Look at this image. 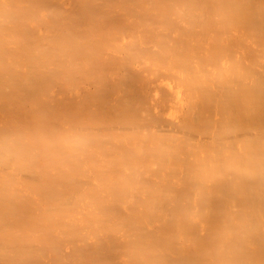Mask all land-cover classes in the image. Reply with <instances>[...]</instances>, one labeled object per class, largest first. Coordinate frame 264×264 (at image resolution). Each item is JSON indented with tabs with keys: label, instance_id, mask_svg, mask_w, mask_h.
<instances>
[{
	"label": "bare ground",
	"instance_id": "1",
	"mask_svg": "<svg viewBox=\"0 0 264 264\" xmlns=\"http://www.w3.org/2000/svg\"><path fill=\"white\" fill-rule=\"evenodd\" d=\"M65 1L0 0V264H68L71 258L58 259L74 244L85 255L93 246L86 250L101 254L102 264H264V0H103L123 28L111 26L114 17L109 25L104 3L95 10L94 0H71L88 12L72 21L80 8L65 17ZM201 16L207 23L194 20ZM133 17L137 32L128 27ZM43 22L56 26L55 39L52 28L43 30L46 40L38 36ZM205 29L227 34L231 51L218 44L214 52L211 43L214 59L209 49L181 40L187 32L206 39ZM136 37L154 45L155 55L145 49L134 59L150 75L140 86L136 75L129 81V69L131 85L121 78L112 95L99 94L108 70L104 63L96 69L104 70L101 79L95 68L87 72L102 58L92 46L110 44L120 53ZM202 51L204 61L196 55ZM193 58L212 63L213 74ZM88 74L99 75L98 89L72 103V89L88 83ZM154 74L172 79L174 107L166 89L149 88ZM53 88L71 92V102L64 98L70 104H46ZM135 94L145 100L136 102ZM125 237L126 246L117 247ZM94 254L76 253L87 261Z\"/></svg>",
	"mask_w": 264,
	"mask_h": 264
},
{
	"label": "rangeland",
	"instance_id": "2",
	"mask_svg": "<svg viewBox=\"0 0 264 264\" xmlns=\"http://www.w3.org/2000/svg\"><path fill=\"white\" fill-rule=\"evenodd\" d=\"M92 1H93V0H92ZM94 1H95V0H94ZM94 1H93V3H94L93 8L96 10V9H98V8L100 7V10H101V9L103 8V6H99V7H98L96 4L99 3V4L103 5V3H104V5H105V2L107 3V2H109L110 0H107V1L105 0V2H104L103 0H98V2H96L97 0H96L95 2H94ZM112 1H114V0H112ZM90 2H91V1H90ZM102 2H103V3H102ZM65 3H66L65 6H66L67 4H68L67 6H69V7L66 6V8H69V9H64V11H67V12H65V14H66L65 17H66L67 15H69L70 11H71V12L73 11L72 13H74V12H75V13H77V12L79 13L78 9L81 7V5H80L79 3H74L75 5L77 4V5H76L77 7H76V6H71V5H69V4L71 3V0H68V3H67V0H66ZM93 3H92V5H93ZM109 3H110V2H109ZM116 3H118V2H116ZM198 3H199V5H201L199 1H198ZM71 4H73V3H71ZM114 4H115V3H114ZM78 5H80V7H79ZM70 6H71V7H70ZM106 6H107V5L104 6V8H103V10H102L101 12H103V11L106 10V11H105V16L109 14V17H110V18L107 17V16H106V18H105V19H106V22H107V20H108L107 23H109L110 20L113 21L114 18H115V8H114V13H112V12H108V13H106V12H107V8H105ZM115 6H116V4H115ZM201 6H202V5H201ZM75 7L78 8V9L76 10ZM96 7H97V8H96ZM73 9H74V10H73ZM112 9H113V8H111L110 10H112ZM197 9H199V8H197ZM68 10H70V11H68ZM75 10H76L77 12H76ZM79 10L81 11V12L79 13V15L76 14L75 16L73 15V17H71V20H72V21H73V18L76 17V16H78V17H81V16H86V17H88V16H87V13H88V12H87V10H86L87 13H85V8L82 7V8H80ZM82 10H83V11H82ZM100 10H98V11H100ZM200 10H201L202 14H206V12L203 11V7H202V8L200 7L199 11H200ZM199 11H198V12H199ZM72 13H71V14H72ZM80 14H81V16H80ZM82 14H84V15H82ZM101 14H102V13H101ZM110 14H111V15L113 14L114 16H113V15L110 16ZM117 14H118V13H117ZM102 15H104V14H102ZM127 15H128V14H127ZM200 15H201V13H200ZM70 16H72V15H70ZM204 16H205V15H204ZM86 17H83V18L86 19ZM111 17H112V18H111ZM113 17H114V18H113ZM116 17H117V16H116ZM206 17H207V16H206ZM206 17H205V18H206ZM83 18H81V20H78V21H81L80 25H81V24L83 23V21H84ZM120 18H121V17H120ZM134 18H135V17H133L132 19L134 20ZM197 18H198V17H197ZM200 18H201V19H200ZM200 18L196 19V17H195L194 20H199V22H200V20H201V21H204V22L206 21L205 18H204L205 20H204V19L202 20V18H203L202 16H201ZM65 19H66V20H65ZM65 19H64L65 21L68 20V18H65ZM76 19H77V18H75V20H76ZM87 19H88V18H87ZM87 19H86V20H87ZM112 19H113V20H112ZM116 19H118L117 22L115 21ZM130 19H131V18H130ZM64 20H63V21H64ZM71 20H69L70 22H66L67 24H66L65 22H63L62 24H63V25H68V24L71 23ZM115 20H114V22H116L117 24H114V25H113V23H112V25H111V22H110L109 25H111V26H113V27L116 25V26L119 27V28H120V26L122 27V25H123V27H124L123 21H122L121 19H119V18H115ZM119 20H120V22H119ZM78 21L76 20V21H74V22H75L76 24H79ZM74 22H73V23H74ZM84 22L87 23V21H84ZM118 22H119V23H118ZM135 22H137V21H136V18H135L134 22H132V23L129 24L130 26H128V27H131L132 25H135V26H134V28H135V27H136V24H137V23H135ZM49 23H50V22H49ZM49 23H48V22L40 23V24L38 25V29H37L38 32H36V33H37V34L39 33L38 36H42V37H44V35H46L47 33H46V31H43V30H44L45 28H47V29H45V30H50V28H52L51 30H52V31L54 30V33H55V34H53V32L51 33V30H50V32H48V31H47V32H48L49 34L51 33V34H50V35H52V38H51V39H55V37L57 36V35H56V32H57V31H56V29H55L56 26H54V28H53V25H52V27H50L51 23H50V24H49ZM75 23H74V24H75ZM86 23H83L82 26L85 27V24H86ZM107 23H106V24H107ZM121 23H122V24H121ZM206 23H207V21H206ZM206 23H205V24H206ZM58 24H59V23H58ZM118 24H119V25H118ZM42 25H43V27L40 28ZM59 25H60V24H59ZM186 25L189 26L188 23H187ZM72 26H73V25H72ZM74 26H75V25H74ZM76 26H77V25H76ZM107 26H108V24H107ZM111 26H108V28H109V29H112ZM204 26H206V25H204ZM204 26H203V27H204ZM48 27H49V28H48ZM88 27H89V26H88ZM123 27H122V28H123ZM137 27H138V26H137ZM137 27H136V28H137ZM206 27H208V24H207ZM206 27H205V28H206ZM131 28L133 29V26H132ZM136 28H135V29H136ZM206 29H207V28H206ZM206 29H205V32H206ZM138 30H139V27L137 28L136 32H137ZM208 30H209V31L206 32L207 34L204 32V34H206V39H203V38H205V37H203V36H205V35H203V34H202L203 36L201 35L203 38H201V36H199V37H200V38H199V37H197V36H195V37H193V36H191V35L189 36V34H188V32H187V34H186V33H185V34H186L187 36H189V37L185 36V34H184L183 36H185V38H181V40L183 41V39H184V40L186 39V40L188 41L187 44H186V45H187V48L191 45V46H194V47H197V48L200 46V49H201V47H205V49L203 48L204 51L207 50V49H209V50H207L208 52L205 51V54H206V53H211L210 50H211L212 47L209 48L211 43L214 44V45H212V46L215 47V48H214V52H215V50L217 49L218 44H219V46H220V49H222V50L224 49L222 52H225V51H226V52H227V51H231L230 49H227V48H228V46L230 47V45L233 43V41H228V40L226 41V40H225L226 37H227V34H223V33L221 32V34H223V36H222L223 38H222L221 35H220V31H219V30H218V32H219L218 35H217V32H214V30H211V29H208ZM210 30H211V32H210ZM41 31L44 32L43 35L41 34V33H42ZM132 31H133V30H132ZM180 31H181V30H180ZM134 32H135V30H134ZM208 32H210V34H209ZM40 34H41V35H40ZM57 34H58V32H57ZM173 34H176V33L173 31ZM208 34H209V36H208ZM215 34H216L217 37H219V35H220L221 38H220V37H219V38H220L223 42H222V41H221V42H220V41H219V42H215V41H216L215 38H214V37H215V36H214ZM35 35H36V34H35ZM50 35H49V37H51ZM207 36H208V37H207ZM45 37H46V38H49L48 36H45ZM45 37H44V39H45ZM51 39H50V40H51ZM138 39H139L138 37H136L135 39H133V41H132V43H131L132 46H131V45H130L129 47L127 46V48H124V49L121 48V49H120V53L118 52V49H119V48H115V49H114V46H111V47H110V44H108L107 40H106V43H107L108 45H107V44H106V45H107L108 48H106L105 46H104V47H101V45L98 43L97 45H98V46L100 45V47H101V48L99 47L100 49H102V48H105V49H104L103 51L100 50V49L97 51L96 48H95V47H96V43H95V47H94V45H93L92 43H93V42H97L98 39H93V40L90 39V40L93 41V42H92L91 44H90V43H89V44H90L91 46L93 45L92 47H93V49H95L94 51H96V53H99L98 55H100L102 58L100 57V58H101V62H99L100 64L97 63L98 61H97V62H96V61L93 62L94 60H92V61L89 60V61H90L89 64H90V63H91V64H93V63L96 64V63H97L98 65H97V64H96V65H97L98 67L92 65V66H91L92 68H91V67H88V68H89V69H88L89 71H87V72H88V73H91V72L94 70L93 68H95V70L98 69V70L101 71V69H102L101 67H102V65H104V64L107 65V68H105V67L103 66V67H104V70H105V71L108 70V71H107L108 74H107V72H104V70H102V72H104V76H105V77L103 76L102 72L99 71V72L102 74V75H100V73L96 70V73H99V75H100V78H99V79H101L102 77H104V79L102 78V80H105V81L107 80V81H106V85L103 86V90H104V91H100V92H98L99 94H102V93H108V94H110V93H111V95H112V91H113V89H114V90H115V89H118V87L122 84V82H121V80H120L121 78H123L122 81H124V79H125V80L129 79V78H127V76H128L127 74H129V76H130L129 81H130V80H131V81L134 80L135 83H136L137 81H139L140 83L137 82V84H138V85L140 84V86L142 85V83H143L144 80L146 79L147 74L150 75V74H149V71H147V69L145 70V68L141 65L140 61H139V60L136 61V60H134V59H139V58L141 57V52H143L145 49H146V51H145V53H144L145 55H155V54H153L154 52L151 51L154 45H153V43H150V42H149L150 44H149V43L146 44L147 42H144V39H145V38L142 40L144 43H142V41H141V40H138ZM171 39H172V40H171ZM171 39H170V38H167L168 42L172 41V43H173L174 37H171ZM179 39H180V38H179ZM194 39H195V40H194ZM199 39H203L204 41H203V40H202V41H198ZM45 40H46V39H45ZM147 40H149V39L146 38L145 41H147ZM177 40H178V39H177ZM190 40H191V41H190ZM193 40H194V41H193ZM217 40H219V39L217 38ZM224 40H225L226 42H225ZM91 41H90V42H91ZM104 41H105V40H103V42H104ZM136 41H139V42L141 41V43L137 42L138 45H139V44H140V45L142 44L141 47H140V45L138 46V45L136 44ZM149 41H151V40H149ZM174 41H175V40H174ZM182 41H180V43H181ZM189 41H190L191 44L188 46ZM197 41H198V43L196 44ZM207 41H208V42H207ZM99 42H100V41H99ZM101 42H102V41H101ZM134 42H135V43H134ZM205 42H207V43H205ZM170 43H171V42H170ZM177 43H178V41H177ZM180 43H178V44L180 45ZM182 43H183V42H182ZM182 43H181V44H182ZM193 43H195V44H193ZM101 44H103V43H101ZM174 44H175V43H174ZM178 44H177V45H178ZM183 44L185 45V43H183ZM183 44H182V46H183V48H184V45H183ZM203 44H205V45H203ZM229 44H230V45H229ZM179 45H178V46H179ZM186 45H185V46H186ZM223 45H224V46H223ZM98 46H97V47H98ZM102 46H103V45H102ZM142 46H143V47H142ZM180 46H181V45H180ZM219 46H218V48H219ZM222 46H223V47H222ZM133 47H134V48H133ZM145 47L150 48L149 51L147 50L148 48H145ZM231 47H233V46H231ZM130 48H131V49H130ZM140 48H141V49H140ZM143 48H144V49H143ZM237 48H238V47H237ZM107 49H108V50H107ZM125 49H126V51H125ZM128 49H130V50L133 49L132 53H131V51L128 52ZM134 49H135V50H134ZM177 49L180 50L179 47H178ZM177 49H176L175 51H177ZM184 49H185V48H184ZM192 49H193V51H195L194 48H192ZM200 49H199V50H200ZM239 49H240V48H239ZM139 50H141V51H139ZM181 50H182V49H181ZM181 50L178 51V52L181 53ZM185 50H186V49H185ZM188 50H189V49H188ZM190 50H191V49H190ZM196 50H198V49H196ZM201 50H202V49H201ZM100 51H101V52H100ZM134 51H135V53H134ZM175 51H174V52H175ZM191 51H192V50H191ZM191 51H190V53H191ZM193 51H192V52H193ZM204 51H202L203 53H202V52H201V53H196V55H199V56H200V55L202 54V56H203V55H204ZM218 51H219V50H218ZM117 52H118V53H117ZM122 52H123V53H122ZM149 52H152V53H149ZM174 52H173L172 55L170 56L171 58L175 57V56H173ZM178 52H176V54H178ZM182 52H184V50H183ZM186 52H187V50H186ZM186 52H184V53L186 54ZM188 52H189V51H188ZM199 52H200V51H199ZM212 52H213V49H212ZM220 52H221V51H220ZM220 52H219V54H220ZM100 53H101L102 55H101ZM128 53H130V55L132 56V58L130 57V55H128ZM73 54H75V53H72V55H73ZM125 54H126V55H125ZM144 54H143V55H144ZM182 54H183V53H182ZM182 54H181V55L178 54V55L180 56V58H181V57H182V58L184 57ZM185 54H184V55H185ZM187 54H189V53H187ZM191 54H192V53H191ZM191 54H190V55H191ZM193 54H194V52H193ZM211 54H213V53H211ZM214 54H215V53H214ZM214 54H213L214 57L218 55L217 53H216L217 55H214ZM224 54H225V55H224ZM98 55L95 56V59H96V60H97L96 57H97ZM143 55H142V56H143ZM207 55H209V54H207ZM207 55L205 56V58L207 57ZM223 55H224L225 57H226V56L228 57V55H227L226 53H223ZM246 55H247V54H246ZM246 55H245V56H246ZM70 56H71V54H70ZM115 56H116V57H115ZM176 56H177V55H176ZM179 56H177V57H179ZM202 56H200V57H202ZM211 56H212V55H211ZM219 56H220V55H219ZM224 56H222V57H224ZM245 56H244V57H245ZM109 57H112L113 62H112V60H111V62H109L110 59H111V58L109 59ZM117 57H118V58H117ZM157 57H158V54H157ZM159 57H160V55H159ZM185 57H186V59H187L188 56L185 55ZM190 57H191V56H190ZM190 57L188 58V59H189L188 62H190V60H192V58H190ZM193 57H195V56H193ZM220 57H221V56H220ZM227 57H226V58H227ZM100 58L98 57V60H99ZM113 58H114V59H113ZM182 58H181V60H182ZM208 58H210V57L208 56ZM216 58H217V57H215L214 59H216ZM218 58H219V57H218ZM108 59H109V60H108ZM115 59H116V60L119 59L120 61L118 60V62H117ZM124 59H125V60H124ZM126 59H127V60H126ZM131 59H132V60H131ZM186 59H183L182 61L185 60V62H186V61H187ZM193 59H195V58H193ZM200 59H202V60L204 61V56H203L202 58H200ZM214 59H213V60H214ZM219 59H222V58H219ZM123 60H124V61H123ZM195 60H196V59H195ZM206 60H207V59H206ZM206 60H205V61H206ZM208 60H209V59H208ZM224 60H225V58H224ZM58 61H60V63H61V62L63 63V60H61V59H59ZM66 61H67V60H66ZM130 61H131V62H130ZM132 61H133V62H132ZM196 61H198L199 63H201V66H200V67H201V70L204 69L205 72H209L208 74H210V73L213 74V72H211V66H212L211 64H212V63H211V64L208 63L209 66L207 65L208 67H206V65H205V66L202 65V64H204L203 61H202L203 63H202L201 60H199V59H197ZM209 61H210V60H209ZM64 62H65V61H64ZM92 62H93V63H92ZM108 62H109L110 64H109ZM120 62H121V63H120ZM135 62H137V63H135ZM207 62H208V61H207ZM210 62H214V64H216V63H215L216 61H212V60H211ZM103 63H104V64H103ZM111 63H112V64H111ZM134 63H135V64H134ZM186 63H187V62H186ZM65 64H67V63H65ZM108 64H109V65H108ZM115 64H117V65H115ZM118 64H119V65H118ZM123 64H125V66H124ZM131 64H132V65H131ZM214 64H213V65H214ZM106 65H105V66H106ZM110 65H111V68L108 67V66H110ZM122 65H123V66H122ZM135 65H136V66H135ZM138 65H139V66H138ZM87 66H88V64L86 65V67H87ZM93 66H94V67H93ZM113 66H114V67H113ZM121 66L123 67V69H122ZM133 66H134V67H133ZM86 67H85V68H86ZM96 67H97V68H96ZM135 67H136V68H135ZM140 67H141V68H140ZM100 68H101V69H100ZM114 68H115V69H114ZM120 68H121V69H120ZM213 68H216V67H213ZM213 68H212V70H213ZM91 69H92V70H91ZM111 69H113V70H111ZM129 69H130V70H129ZM208 69H210V71H209ZM110 70L113 71L114 73L111 72ZM115 70H116V71H115ZM117 70H118V71H117ZM120 70H121V71H120ZM127 70H129L128 73L125 72V71H127ZM119 71H120V72H119ZM81 72H82V71H81ZM83 72H84V71H83ZM83 72L81 73V75L83 74ZM109 72H110V73H109ZM92 73H95V72L93 71ZM111 73H112V75H111ZM125 73H127V74H125ZM221 73H223V71H222ZM85 74H87V73H85ZM85 74H83V75H85ZM105 74H106V75H105ZM114 74H115V75H114ZM117 74H118V75H117ZM88 75H89V77H85V78H86L85 80H87V81H89V82L86 83V81L84 80L85 82H83V83L86 85V86H85V85H84V86L82 85L84 88H83L82 86H81L82 88H81V87L77 88L78 90H77L76 88H74V89H76V92H75V90L73 91V89H72L71 92L74 94V95L72 94V97H75V98H73V99L71 98V99H72V103H74L73 101H75L76 104H78L79 101L84 100V99L86 100V98H88V97H89L88 95L90 94V93L88 94V91L90 92V91L93 90L96 86H98V85H96L97 82L94 83V81H96V79H98L97 77H99V75H96V74H95V75H96V79H93V78H95V76L93 77L94 74H92V75H91V74H88ZM107 75H108V76H107ZM123 75H126V76H123ZM135 75H136V76H135ZM225 75H227V72H226V71H225ZM90 76H91V77H90ZM101 76H102V77H101ZM121 76H122V77H121ZM133 76L136 77L137 81H136V79H135ZM209 76H210V75H209ZM212 76H213V75H212ZM212 76H210V78H209V77H207V78H208V79H211ZM223 76H224V73H223ZM109 77H110V78H109ZM124 77H126V78H124ZM131 77L134 78V79H132ZM151 77H152V79H151L152 82H151V83H152L153 85L150 86L149 88L156 89V90L154 91L155 94H156L157 92H159L161 89H166V90H167V93L170 94V95H172L173 98H174V99H173L170 95H168V96H170V99L172 100L173 107H174V106L177 104V99L175 98V92H173V91L171 90V87H172V86L169 84V81L172 80V79H171V78H168V80L162 79V78H161V75L159 76L158 74H157V75L154 74V75H152ZM224 77H225V76H224ZM87 78H92V80H91V79H87ZM106 78H107V79H106ZM115 78H116V79H115ZM117 78H118V79H117ZM212 78H213V77H212ZM99 79H98V81H99ZM114 79H115V80H114ZM221 79H222V78H221ZM109 80H110V81H109ZM117 80H118V81H117ZM127 81H128V80H127ZM129 81H128L127 83H129V85H131V83H130ZM92 82H93V83H92ZM113 82H114V83H113ZM115 82H116V83H115ZM120 82H121V83H120ZM124 82H126V81H124ZM89 83H90V84H89ZM118 83H119V85H118ZM88 84H89V86H88ZM91 84H92V85H91ZM93 84L95 85V87L93 86ZM97 84H98V83H97ZM116 84L118 85L117 88H116V86H115ZM123 84H124V86H125V83H123ZM135 85H136V84H135ZM138 85H137V86H138ZM126 86H127V85H126ZM137 86H136V87H137ZM140 86L137 87V88H140ZM104 87H107V88L105 89ZM114 87H115V88H114ZM80 88H81V89H80ZM88 88H89V89H88ZM90 88H91V89H90ZM96 89H98V87H97ZM96 89H94V90H96ZM107 89H108V90L111 89V90L108 91ZM81 90H83V91H81ZM85 90H86V92H85ZM87 90H88V91H87ZM149 90L152 91L151 89H149ZM173 90H174V89H173ZM80 91H81V92H80ZM107 91H108V92H107ZM110 91H111V92H110ZM139 91H140V90L138 89V91L136 90L135 93L137 94V92H139ZM53 92H54V93H53ZM71 92L69 93L68 91H65L64 89H61V88H55V89L53 88L52 93H50V94H51V99L48 100V101L46 102V104H47V103H48V104L50 103L49 105H52V104H53L54 106H56V105H57V102H59V100H60V102H59V103H60V106H59V107L63 106V104H64L63 107H66L65 105L70 104V102H71V100L68 99V95L71 96V95H70ZM78 92H79V93H78ZM109 92H110V93H109ZM84 93H85V94H84ZM75 94H76V95H75ZM136 94H135V96H137ZM138 94H141V92L138 93ZM77 95H78V96H77ZM76 96H77V97H76ZM79 96H80V97H79ZM108 96L112 98V96H110V95H108ZM113 96H114V95H113ZM138 96H139V95H138ZM138 96L136 97V102H140V101L142 100V98H140V97H138ZM78 97H79V99H78ZM60 98H61V99H60ZM62 98H63V99H62ZM64 98H67L70 102H69L68 100L66 101V99H64ZM81 98H82V99H81ZM106 98H107V97H106ZM111 98H110V99H111ZM137 98H138V100H137ZM178 98H179V96H178ZM62 100H65L66 103L61 102ZM78 100H79V101H78ZM144 100H145V99H144ZM144 100H142V101H144ZM77 101H78V102H77ZM72 103H71V104H72ZM55 104H56V105H55ZM24 105H25V104H24ZM58 105H59V104H58ZM58 105H57V107H58ZM74 105H75V104H72V105H70V106H74ZM70 106H67V107H70ZM21 107H22V110H23V109L25 110V107H26V106L23 107V105H22ZM28 107H29V106H27V109H26L25 111L23 110V111L25 112V114H27V115L30 114V111L33 112V110H34V106H32V107L30 106V109H29ZM59 107H58V108H59ZM28 109H29V110H28ZM0 110H1V109H0ZM28 111H29V112H28ZM27 112H28L29 114H28ZM32 112H31V113H32ZM163 112H164V114H165L166 117H167L166 120H167V121H170V120H171V117L169 116L170 111H163ZM0 113H1V111H0ZM27 115H26V116H27ZM23 122H24V121H23ZM23 122L21 123L22 125L25 123V122H24V123H23ZM109 122H110V120H109ZM111 123H112V126L117 125V124L115 123V121H114V122H111ZM25 124H26V123H25ZM124 124H125V123H124ZM107 145H108V144H107ZM108 146H110V145H108ZM111 146H112V145H111ZM112 166H113V165H112ZM114 166H115V165H114ZM111 210H114V209L109 208V211H111ZM120 211H121V214H125V213H126L125 210H120ZM127 219H129V216H128V215H127ZM73 222H74V221H73ZM73 222H72V223H73ZM82 222H83V220H82ZM78 223H79V221H78ZM78 223H73V224H74V225L76 224V226H77L78 229H82V228H81V227H82V225H81V224H82L81 221H80V225H81V227L79 226ZM83 224H84V223H83ZM136 229H137V228H136L135 226H131V231H136ZM80 231H82V230H80ZM144 232H145V231H144ZM148 233H149V231H148ZM152 234H153V233H152ZM155 235H156V234H155ZM151 237H152V236H151ZM153 237H154V235H153ZM155 238H157V235H156ZM123 239H124V241H123V243H122V240H123ZM126 239L129 240L127 237H125V238H120V240L118 239V241H117L116 243L119 242V245L117 244V247H118V246H122V247H123V246H126V245H124V244H127ZM71 241H73V240H71ZM72 243H75V242L73 241ZM128 243H130V242L128 241ZM70 244H71V243H70ZM68 245H69V244H68ZM72 245H73V244L69 245V247H71ZM67 247H68V246H67ZM69 247H68V248H69ZM76 247H77V245L74 244V245L71 247L72 249L70 248V249L68 250V248H67V250L69 251V252L67 251V253L65 252L66 250H64V249L62 250V251H64V252H62V251L60 250L61 253H65V254H66V255H64L65 257H66V256H68V257H67V258H63V259H58V260H62V261H63L64 259H69V258H71V262H72V260H74V258H75V260H77V261L75 262V260H74V261H73L74 263H72V264H79V263H80V264H92L93 262H92V263H89V262L92 261V259H93V261H95L93 264H97V261H98V263H100L99 260L102 259L101 254H99L97 250H95V251H97L96 253H98V254H97L98 256H97L96 254L90 252V251H92V250H90V249H93V250H94V247H93V246H90L91 248H90V247H86V246L84 247L85 250H86L87 248H90V249H88L89 252H90L89 254H94L93 257H95V259H97V260H95L94 258H92V255H90V256H91L90 259H91V258H92V259H91V260L88 259L89 261L86 260L87 257H86V259H85V257H82L81 260L79 259V258H80V255L82 256V255H85V254H82V252H81V247H79V248H80V251H79V249L76 248ZM77 249H78V250H77ZM84 249L82 248V250H84ZM70 250H71V251H70ZM72 250H76V251H78V252H76V251H72ZM85 250H84V253H87V255H89L88 252H87V250H86V251H85ZM60 251H58V252H60ZM95 251H94V252H95ZM74 252H75V253H74ZM76 253H79L80 255L77 256ZM55 254L57 255V253H55ZM69 254H70V255H69ZM74 254H75L78 258H76V256H75ZM58 255H59V256H58L57 258H61V256H60L61 254L58 253ZM87 255H85V256H87ZM99 255H100V256H99ZM64 256H62V257H64ZM69 256H70V257H69ZM73 256H74V257H73ZM54 257H55V256H54ZM72 257H73V259H72ZM88 257H89V256H88ZM55 258H56V257H55ZM55 258H54V259H55ZM57 258H56L55 260H57ZM83 258L86 260L85 262H84V260H82ZM58 260H57V262H58ZM100 261L102 262V260H100ZM63 262H64V263H65V262L67 263V261H65V260H64ZM69 262H70V260H69ZM71 262H70V263H71ZM78 262H79V263H78ZM64 263H63V264H64ZM66 263H65V264H66ZM70 263H68V264H70ZM125 263H126V264H131V263H129V262H125ZM54 264H56V262H55ZM60 264H61V262H60ZM100 264H102V263H100Z\"/></svg>",
	"mask_w": 264,
	"mask_h": 264
}]
</instances>
